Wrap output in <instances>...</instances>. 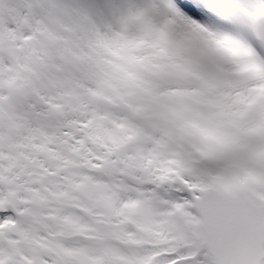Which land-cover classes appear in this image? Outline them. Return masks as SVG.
I'll use <instances>...</instances> for the list:
<instances>
[{"label": "snow or ice", "instance_id": "6c2138e0", "mask_svg": "<svg viewBox=\"0 0 264 264\" xmlns=\"http://www.w3.org/2000/svg\"><path fill=\"white\" fill-rule=\"evenodd\" d=\"M0 264H264V0H0Z\"/></svg>", "mask_w": 264, "mask_h": 264}]
</instances>
